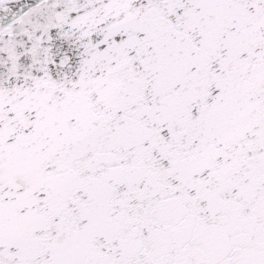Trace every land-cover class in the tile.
Listing matches in <instances>:
<instances>
[{
    "label": "snow or ice",
    "instance_id": "6c2138e0",
    "mask_svg": "<svg viewBox=\"0 0 264 264\" xmlns=\"http://www.w3.org/2000/svg\"><path fill=\"white\" fill-rule=\"evenodd\" d=\"M0 264H264V0H0Z\"/></svg>",
    "mask_w": 264,
    "mask_h": 264
}]
</instances>
